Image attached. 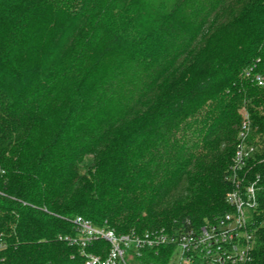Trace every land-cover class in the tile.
I'll return each instance as SVG.
<instances>
[{
  "label": "trees",
  "instance_id": "trees-1",
  "mask_svg": "<svg viewBox=\"0 0 264 264\" xmlns=\"http://www.w3.org/2000/svg\"><path fill=\"white\" fill-rule=\"evenodd\" d=\"M140 2L0 0V264H86L79 215L124 233L222 214L244 121L264 185V0Z\"/></svg>",
  "mask_w": 264,
  "mask_h": 264
},
{
  "label": "built area",
  "instance_id": "built-area-1",
  "mask_svg": "<svg viewBox=\"0 0 264 264\" xmlns=\"http://www.w3.org/2000/svg\"><path fill=\"white\" fill-rule=\"evenodd\" d=\"M257 81L263 84L261 77H257ZM247 126L248 121H244L227 175L231 183L225 195L227 211L201 223L186 219L170 230L124 233L96 226L79 215L73 222L77 236L67 240L80 247L86 264H126L127 256L139 255L148 249L158 250L162 246L171 251L170 264L174 253L178 264H248L254 246V225L261 214L264 185L261 175L248 177V165L255 149L245 140ZM99 240L109 245L105 255L87 251L90 244Z\"/></svg>",
  "mask_w": 264,
  "mask_h": 264
},
{
  "label": "rangeland",
  "instance_id": "rangeland-1",
  "mask_svg": "<svg viewBox=\"0 0 264 264\" xmlns=\"http://www.w3.org/2000/svg\"><path fill=\"white\" fill-rule=\"evenodd\" d=\"M162 0H141L140 2V6L143 8L142 12L144 13V15L148 16L151 12H152V3H159ZM173 259H172V263L171 264H178L176 258H177V254L174 253L173 255ZM127 262L129 264H135V261H133L129 256H127Z\"/></svg>",
  "mask_w": 264,
  "mask_h": 264
}]
</instances>
